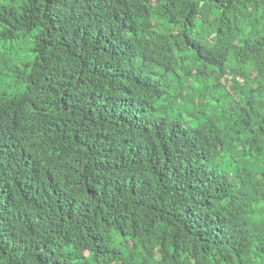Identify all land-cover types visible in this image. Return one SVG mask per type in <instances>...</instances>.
<instances>
[{"label":"trees","instance_id":"trees-1","mask_svg":"<svg viewBox=\"0 0 264 264\" xmlns=\"http://www.w3.org/2000/svg\"><path fill=\"white\" fill-rule=\"evenodd\" d=\"M0 264H264V0H0Z\"/></svg>","mask_w":264,"mask_h":264}]
</instances>
